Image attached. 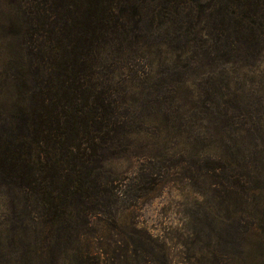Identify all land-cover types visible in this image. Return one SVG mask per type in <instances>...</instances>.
Wrapping results in <instances>:
<instances>
[{
	"label": "trees",
	"instance_id": "obj_1",
	"mask_svg": "<svg viewBox=\"0 0 264 264\" xmlns=\"http://www.w3.org/2000/svg\"><path fill=\"white\" fill-rule=\"evenodd\" d=\"M10 3L23 22L17 17L13 32L2 26L17 40V57L0 65V264H99L84 244L86 227L95 218L116 222L119 203L135 204L169 168L218 207L192 264H241L230 258L251 236L264 246V213L251 222L240 214L264 192V91L235 84L237 72L264 64V0ZM213 61L223 77L216 92L193 95L191 114H202L205 133L193 136L179 88L191 69ZM253 96L263 107H251ZM147 120L187 136L175 145L192 149L149 156L134 177L113 173L108 153ZM129 250L112 264L142 256ZM156 262L169 264L162 248Z\"/></svg>",
	"mask_w": 264,
	"mask_h": 264
},
{
	"label": "rangeland",
	"instance_id": "obj_2",
	"mask_svg": "<svg viewBox=\"0 0 264 264\" xmlns=\"http://www.w3.org/2000/svg\"><path fill=\"white\" fill-rule=\"evenodd\" d=\"M17 17L23 22L21 14L15 9V4L10 3V0H0V65L9 64L14 55L17 57L15 51L17 40L8 33L17 30L19 26ZM2 26L7 27V34L3 33ZM133 66L135 69H141L143 61L136 62ZM223 67L224 65L219 62L213 61L206 67L191 69L185 76L186 81L179 88L181 104L178 108H182L180 111H184L187 119L193 123L192 128L196 130L193 136L205 133L202 127L204 124L200 119L202 114L198 116L191 114L193 105L191 99L195 102L202 98L201 96H205L208 90L215 91L223 77L221 71ZM123 69L125 73H129L126 66ZM235 84L246 91L256 90L259 88L257 85H260L264 91V64L252 73L242 70L237 72ZM195 94L198 95L196 99L193 97ZM248 100L252 108L263 107L254 96ZM241 125L249 127L250 122L245 119ZM159 131L156 121L147 120L142 131L130 134L124 139L126 143L121 148L108 153L107 168L115 174L134 177L149 156L159 153L172 155L175 149L180 150L183 147L192 149L184 146L187 145L184 142L175 145V141H183L187 136L174 138V131L164 133ZM251 140V137L245 138V142L248 141L245 143L246 147L253 148ZM200 148L201 146L196 147ZM257 156L260 157L259 152ZM164 171L161 168V172ZM199 190L190 178L184 176L181 169L169 168L167 176L157 187L145 193L135 204L125 206L124 202L119 203L116 222L108 223L105 219H93L86 227L89 234L84 244L90 241L93 252L101 255L99 264H112L117 255L122 260L129 247V254L134 248L142 253L137 259H134L135 256L132 254L131 264H161L156 262V252L161 248L166 251L169 264H192L195 259L190 260L189 257L193 252L206 247L209 222H214L218 212L217 206H211L209 209V204ZM250 204H245L240 214L244 220L251 222L260 217L259 210L264 213V192H257L253 200H250ZM258 244H260L258 238L251 236L246 250L235 251L236 255L230 258L231 263L236 261L241 264H264V246Z\"/></svg>",
	"mask_w": 264,
	"mask_h": 264
}]
</instances>
